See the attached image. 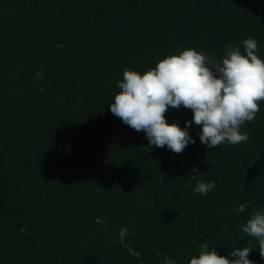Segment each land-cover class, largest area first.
<instances>
[{"label": "trees", "instance_id": "1", "mask_svg": "<svg viewBox=\"0 0 264 264\" xmlns=\"http://www.w3.org/2000/svg\"><path fill=\"white\" fill-rule=\"evenodd\" d=\"M248 37L264 58V0H0V264H188L248 241L264 264L243 232L264 206V100L247 141L208 148L193 123L180 153L110 111L125 68L189 47L220 61Z\"/></svg>", "mask_w": 264, "mask_h": 264}, {"label": "clouds", "instance_id": "2", "mask_svg": "<svg viewBox=\"0 0 264 264\" xmlns=\"http://www.w3.org/2000/svg\"><path fill=\"white\" fill-rule=\"evenodd\" d=\"M241 43L243 51L240 45L226 44L220 61L211 59L204 50L189 47L164 56L143 72L125 68L110 111L127 126L143 131L150 147L166 146L172 153H180L189 143L196 142L189 133L193 123L200 126L199 140L208 148L247 141L248 134L241 126L255 118L260 110L258 102L264 100V58L259 55L254 37ZM181 106L192 111L191 120H186L183 127L177 121L169 123L165 116L169 108ZM192 173L197 176L200 172L194 166ZM215 187V181L198 179L192 191L207 195ZM246 208L241 203L236 211ZM243 232L258 241L264 257V206L253 209ZM127 234L129 229L121 228V244H126ZM126 246L131 255L140 256L130 245ZM253 249L248 241L222 255L215 245L201 242L198 255H193L188 264H255L249 258ZM156 254L159 256V252ZM162 264L176 262L165 257Z\"/></svg>", "mask_w": 264, "mask_h": 264}]
</instances>
